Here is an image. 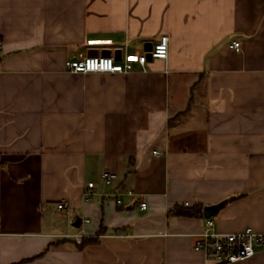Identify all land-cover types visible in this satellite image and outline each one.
<instances>
[{"label": "crops", "instance_id": "crops-1", "mask_svg": "<svg viewBox=\"0 0 264 264\" xmlns=\"http://www.w3.org/2000/svg\"><path fill=\"white\" fill-rule=\"evenodd\" d=\"M0 41V264H213L194 244L221 202L217 231L264 233V0H0ZM108 50L132 70L67 68Z\"/></svg>", "mask_w": 264, "mask_h": 264}, {"label": "built area", "instance_id": "built-area-1", "mask_svg": "<svg viewBox=\"0 0 264 264\" xmlns=\"http://www.w3.org/2000/svg\"><path fill=\"white\" fill-rule=\"evenodd\" d=\"M233 46L238 50L239 42H233ZM168 52L169 37L167 35H161L149 51L152 58L159 59H166ZM136 60L143 68L147 60V54L138 55ZM66 65L69 71L75 73H126L133 68L132 63L128 60L118 61L113 56L100 54L74 58L67 61ZM154 153L158 154L157 151H154ZM100 179L105 185H112L116 181L117 175L112 171L104 170L100 174ZM94 187V182H88L87 190L84 193L87 200L92 197ZM109 194L114 196V202L116 204H123V196H129L136 199V205L140 209L147 207L146 202L139 199L137 194L130 188H120L113 190ZM69 207L70 205L67 201L57 203L58 210L67 211ZM85 221H88V219ZM262 246H264V233L254 231L251 228L233 233H221L216 230L213 219L206 218L204 230L195 242L194 249L201 251L210 263L230 264L253 257L258 248Z\"/></svg>", "mask_w": 264, "mask_h": 264}, {"label": "trees", "instance_id": "trees-1", "mask_svg": "<svg viewBox=\"0 0 264 264\" xmlns=\"http://www.w3.org/2000/svg\"><path fill=\"white\" fill-rule=\"evenodd\" d=\"M171 121L175 120V117L170 119ZM169 212L176 214V215H181V216H186V217H196L201 215L202 208L200 206H193V207H181V206H176L173 209H171ZM103 231V228L99 229V232L101 233ZM66 239H61L57 240L53 243H59V242H64ZM91 243H97V238H91V237H83L80 239L78 243H76V246L80 249L84 248L86 245L91 244ZM50 246L47 247V249ZM47 249H45L43 252L40 253L43 254Z\"/></svg>", "mask_w": 264, "mask_h": 264}, {"label": "water", "instance_id": "water-1", "mask_svg": "<svg viewBox=\"0 0 264 264\" xmlns=\"http://www.w3.org/2000/svg\"><path fill=\"white\" fill-rule=\"evenodd\" d=\"M150 49H151V46H149V48L147 49L148 50V52H147V57L148 58L151 57L150 56V53H149ZM98 54H100V55H106V56H112V55H114L115 56L114 58H116V51H113L112 52L110 50H108L106 52L89 53V56L90 55H98ZM222 205H223V202H221L219 204H216V205H213V206H207V207H205L204 208V217L210 218L211 216L215 215L217 213V211L219 210V208ZM78 224H79V219H76V222H74V226H77Z\"/></svg>", "mask_w": 264, "mask_h": 264}, {"label": "snow or ice", "instance_id": "snow-or-ice-1", "mask_svg": "<svg viewBox=\"0 0 264 264\" xmlns=\"http://www.w3.org/2000/svg\"><path fill=\"white\" fill-rule=\"evenodd\" d=\"M130 59H135L134 57H130Z\"/></svg>", "mask_w": 264, "mask_h": 264}, {"label": "clouds", "instance_id": "clouds-1", "mask_svg": "<svg viewBox=\"0 0 264 264\" xmlns=\"http://www.w3.org/2000/svg\"><path fill=\"white\" fill-rule=\"evenodd\" d=\"M162 51V50H161Z\"/></svg>", "mask_w": 264, "mask_h": 264}]
</instances>
